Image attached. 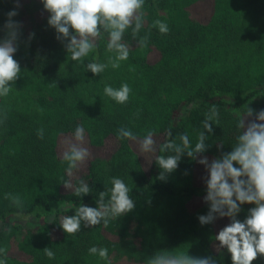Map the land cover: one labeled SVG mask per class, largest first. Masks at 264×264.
Segmentation results:
<instances>
[{"label":"trees","instance_id":"16d2710c","mask_svg":"<svg viewBox=\"0 0 264 264\" xmlns=\"http://www.w3.org/2000/svg\"><path fill=\"white\" fill-rule=\"evenodd\" d=\"M16 2L0 0V29ZM18 2L14 19L23 25L22 43L14 59L21 75L12 92L0 98V247L8 248L7 264H109L89 254L92 246L107 248L110 264H146L155 252L177 248L191 256H216L212 238L229 221L207 226L198 221L208 211L203 166L184 156L177 170L160 181L155 155H142L136 142L118 139L117 132L123 126L142 138L154 130L158 143L169 132L180 143L179 136L187 133L194 146L201 122L216 106L218 122L204 155L212 159L230 151L241 105L264 94V0H145L144 26L135 36L131 29L124 36L131 48L128 60L97 76L84 67L107 63L112 54L106 52V38L83 67L56 40L40 0ZM156 20L167 23V34L152 27ZM30 33L34 39L25 44ZM145 37L148 45L141 48L138 41ZM125 82L132 89L127 103L104 95L105 85L119 88ZM249 107L264 109V98ZM78 125L90 156L71 179L74 185L79 179L89 185L83 197L63 186L70 179L65 142ZM41 128L43 139L37 135ZM112 177L132 189L135 209L107 226L82 224L78 233L66 234L60 217L73 215L80 205L96 207ZM6 193L19 195L23 207L12 205ZM250 207L242 206L238 219ZM53 215L54 223H48ZM15 216L32 221L17 226ZM129 225L139 232L136 247L125 244ZM46 247L54 259L44 255ZM121 255L126 260L115 258ZM218 261L232 264L226 249ZM253 264H264V257Z\"/></svg>","mask_w":264,"mask_h":264},{"label":"clouds","instance_id":"9594fccd","mask_svg":"<svg viewBox=\"0 0 264 264\" xmlns=\"http://www.w3.org/2000/svg\"><path fill=\"white\" fill-rule=\"evenodd\" d=\"M40 3L43 11L49 14L48 27L55 30L56 40L63 45L71 61L84 67L85 58L96 51L98 42L107 39L106 52L112 54L108 56L107 63L88 62L84 67L94 76L109 66L118 69L122 61L128 60L131 48L124 42L125 33L131 29L135 36L144 26L145 0H40ZM20 7L17 0L0 29L3 32L0 38V98H6L12 92V85L21 75V66L14 59L22 43L23 25L14 19ZM152 27L158 28L161 34L169 32L167 23L161 20L154 21ZM34 36L35 33H30L24 43L30 44ZM138 44L146 48L147 38L140 39ZM103 92L117 104H125L132 89L125 82L119 88L105 85ZM218 115V109L212 106L201 122L202 130L198 132L194 146L187 133L179 136L180 143L172 139L170 132L158 143L154 130H148L141 138L123 126L118 129V139L136 142L142 155H155V163L160 169L157 179L160 181H166L177 170L184 156L202 165L205 173L201 178L205 186L203 202L208 211L199 215L198 221L201 226L212 225L225 218L229 221L212 238L216 256H191L188 251L177 248L155 252L146 264H219L218 257L225 249L231 256L232 264H253L258 257H264V109L256 111L247 105L237 122L238 132L230 151H221L219 156L209 159L204 154L209 149L208 141L214 131L212 125L214 121L218 122ZM37 135L43 139L44 130L38 129ZM84 140V128L78 125L73 139L65 142L63 152V160L68 165L66 172L70 177L64 180L63 186L74 188V194L81 197L90 193L89 185L83 179L74 185L71 178L74 170L90 156ZM110 183V189L99 193L96 207H76L73 215L60 217L59 227L72 235L81 230L82 224L85 227L107 226L110 220L132 212L136 207L131 196L132 189L119 177H112ZM4 198L17 208L23 207L19 195L6 193ZM244 205L254 207H250L246 217L240 220L238 216ZM71 208L69 204L63 210L67 212ZM54 221V215L47 218L48 223ZM88 252L110 264L107 248L92 246ZM43 253L48 259L55 258L51 248L46 247ZM7 255L8 248L0 247V264H7Z\"/></svg>","mask_w":264,"mask_h":264},{"label":"rangeland","instance_id":"374dc122","mask_svg":"<svg viewBox=\"0 0 264 264\" xmlns=\"http://www.w3.org/2000/svg\"><path fill=\"white\" fill-rule=\"evenodd\" d=\"M261 98H264V94H259V95H257V97H254L252 100L244 103L243 105H241L240 109L245 110V107L247 105H248V107L255 105L257 103V101ZM12 219L17 223V226H21V227H25L30 221H32V219L30 217H21V216H15ZM127 230L129 231L130 234L127 235L125 244L129 243V244H132L133 247H136L137 241H138L137 236H138L139 232L136 229L133 230V225H129L127 227ZM115 258L120 259V260H126L127 255H121L120 257L115 256Z\"/></svg>","mask_w":264,"mask_h":264}]
</instances>
